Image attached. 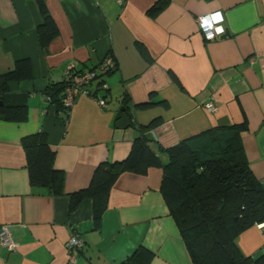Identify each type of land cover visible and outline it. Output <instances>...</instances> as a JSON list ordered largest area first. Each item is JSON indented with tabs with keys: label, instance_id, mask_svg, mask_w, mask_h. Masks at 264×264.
Wrapping results in <instances>:
<instances>
[{
	"label": "crops",
	"instance_id": "1",
	"mask_svg": "<svg viewBox=\"0 0 264 264\" xmlns=\"http://www.w3.org/2000/svg\"><path fill=\"white\" fill-rule=\"evenodd\" d=\"M41 5L55 27L45 44L37 32ZM214 12L226 33L207 40L196 19ZM107 55L116 68L105 76L107 90L97 92L106 106L80 95L64 122L46 98L48 84L70 67L94 68ZM20 58L30 60L32 77L8 86L26 97L28 116L0 119V227L18 247L0 244V264H69L65 244L74 235L83 245L72 264H122L142 248L147 264H193L162 196V167L120 173L106 199L78 194L100 162L126 158L141 134L165 162L166 150L181 140L237 125L264 189V0H0V74ZM210 101L213 111L205 107ZM122 106L132 122L126 128L115 125ZM38 132L62 175L56 192L29 182L22 139ZM235 243L250 264H264V222Z\"/></svg>",
	"mask_w": 264,
	"mask_h": 264
},
{
	"label": "trees",
	"instance_id": "2",
	"mask_svg": "<svg viewBox=\"0 0 264 264\" xmlns=\"http://www.w3.org/2000/svg\"><path fill=\"white\" fill-rule=\"evenodd\" d=\"M40 7L43 22L37 32L40 42L45 44L55 34V27L43 10V5ZM100 62L88 70L96 69ZM114 63L106 73L97 75L99 85L116 68L115 60ZM85 71L73 68L69 75L64 72L58 82L50 83L46 88L47 100L55 104L66 119L69 111L63 107L64 88L67 82L72 81L71 76ZM31 77L28 58L16 60L11 70L0 74V100L3 102L0 105V119L16 122L27 119L26 97L13 95L8 85L11 81ZM98 91L93 88L78 96L98 98ZM101 98L105 100V97ZM122 103L126 105V97ZM145 105L139 104L138 107ZM148 140L145 134H141L133 140L126 158L100 162L88 188L78 194H96L106 199L110 186L120 173H145L149 167H162V196L177 223L193 264H250L254 261L240 252L235 238L255 224L264 222V189L247 162L237 125L213 127L181 140L166 150L168 159L165 162L150 152L146 146ZM22 144L30 184L35 187L49 186L55 192L59 190L62 175L52 169L53 153L46 135L38 132L25 136ZM102 206L99 203L94 210L96 225L100 221ZM146 251L144 248L138 250L122 264H147Z\"/></svg>",
	"mask_w": 264,
	"mask_h": 264
},
{
	"label": "built area",
	"instance_id": "3",
	"mask_svg": "<svg viewBox=\"0 0 264 264\" xmlns=\"http://www.w3.org/2000/svg\"><path fill=\"white\" fill-rule=\"evenodd\" d=\"M119 2L121 0H118ZM222 16L220 12H214L211 14H206L203 16H199L196 19L197 24L199 25L200 31L202 32L203 36L207 40L215 39L225 33V29L221 24ZM114 59L111 55H107L103 60H101L100 64L94 70H86L84 73H77L76 75L71 76L72 81L67 82L66 86L63 91V107L69 111V108L73 104L75 98L79 94H86L90 87L94 86V90L106 89L108 86L107 84L97 83L98 77L97 75L103 74L107 72V68H111L114 66ZM73 70L72 67L68 68L65 73L68 75L69 72ZM96 86V87H95ZM89 89V90H88ZM94 92V91H93ZM98 97V96H97ZM94 98V96L92 97ZM101 107L106 106L105 100L101 97L94 98ZM207 110L213 111L215 109V105L212 101L208 102L205 105ZM66 116V115H65ZM67 119L63 115V121L65 122ZM0 244L8 251H14L18 247V243L15 242L8 230V228L3 225L0 227ZM83 245L82 239L77 236H71L65 246L68 251V263L72 264L75 262L76 257L74 252L76 250L81 249Z\"/></svg>",
	"mask_w": 264,
	"mask_h": 264
},
{
	"label": "water",
	"instance_id": "4",
	"mask_svg": "<svg viewBox=\"0 0 264 264\" xmlns=\"http://www.w3.org/2000/svg\"><path fill=\"white\" fill-rule=\"evenodd\" d=\"M225 33H226V31H225ZM2 104H3V102L0 100V105H2ZM120 111H121L120 117L116 121L115 125L118 128H126L128 126H131L132 125V122L130 119L131 117H130V114L127 112V109L124 106H122V107H120Z\"/></svg>",
	"mask_w": 264,
	"mask_h": 264
}]
</instances>
